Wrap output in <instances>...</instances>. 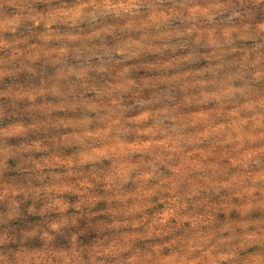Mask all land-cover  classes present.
I'll use <instances>...</instances> for the list:
<instances>
[{"label": "clouds", "instance_id": "clouds-1", "mask_svg": "<svg viewBox=\"0 0 264 264\" xmlns=\"http://www.w3.org/2000/svg\"><path fill=\"white\" fill-rule=\"evenodd\" d=\"M0 264H264V0H0Z\"/></svg>", "mask_w": 264, "mask_h": 264}]
</instances>
